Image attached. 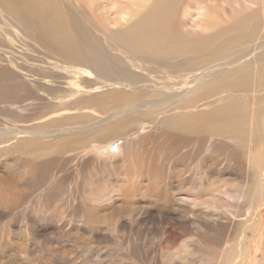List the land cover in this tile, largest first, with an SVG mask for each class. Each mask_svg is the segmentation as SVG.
Returning <instances> with one entry per match:
<instances>
[{
    "label": "bare ground",
    "instance_id": "6f19581e",
    "mask_svg": "<svg viewBox=\"0 0 264 264\" xmlns=\"http://www.w3.org/2000/svg\"><path fill=\"white\" fill-rule=\"evenodd\" d=\"M183 3L184 0H0V32L5 30L12 37L11 40H0V66L15 84L12 91L3 92V95H16L21 103L27 104L24 97L30 92L36 93L35 88L30 87L31 82L51 81L47 75L38 77L19 59V62L10 60L8 49L18 32L26 44L27 53L50 67L56 65L63 72L64 82L78 95L75 101L56 105L43 99L45 104H50L47 111L50 114L40 120L44 121L41 127H35V124H31L33 127L29 124L24 128L21 124V127H9L10 134L2 143V152L14 154L6 153L5 163L18 152L26 155L28 160L40 158L45 163L67 147L74 154V164L77 165L83 159L82 152L88 143L97 139L108 141L110 138L105 134L120 132L121 128H118L126 125L121 132L129 134L139 130L134 138L139 139L137 145L141 147L145 144V137L154 136L150 141L154 149L147 145L149 151H144V148L137 150L135 164L127 171L139 172L146 165L145 157L153 163L155 159L161 160V156L163 160V154L168 153L166 150L174 154L173 164L189 167L191 156L196 158L191 153L206 145H185L186 140L193 143L211 136L215 142L225 140L228 144H237V151L233 152L237 165L241 168V163L247 167L256 164L258 170L254 171V176L262 180V157L253 150L257 145L263 152L262 145L264 147V0H214L210 4L205 1L199 7L204 11H199L194 20L192 12L184 8ZM88 23L93 29L88 28ZM41 47L44 50L37 56L34 51ZM67 54L72 55L61 59ZM34 96L37 97L36 94ZM82 119L86 123L79 126ZM4 125L2 127L8 129ZM58 127L62 129L57 144L42 145L39 137L20 135L25 129L36 128L42 132ZM79 127L84 130H78ZM180 133L184 135L179 136ZM11 143L15 150L6 149L5 146ZM95 146L101 148L97 144ZM187 146L190 148L186 149ZM130 149L124 146V156L128 159ZM248 152L244 159V153ZM215 156L219 154L214 153L210 160ZM221 161L204 165V168H218ZM18 162L16 160L15 164ZM17 169L5 171L7 174L16 173L14 177L0 175V218L5 213L12 216L20 206L23 217L33 221L29 217L30 209L23 202L30 188L21 192L19 184L23 177L36 182L46 178L51 171L34 169L31 173ZM221 169H224L223 166ZM61 172L53 171L50 185L57 180L56 174ZM74 172L67 171L63 180L55 182L50 195L65 202L74 190L78 192L75 201L81 207L82 221L86 224L81 226V230L91 241L107 245L100 256L106 257V260L109 258V262L94 260L95 264H146V256L153 254L151 252L158 253V256L153 255L151 264H195L197 261H200L199 264H213L214 248L207 239H203V244L197 247L198 253L190 250L191 242L184 245L186 251L179 241V236H185L188 233L185 230H190L192 225H205L204 218L207 216L219 218V213L206 210L214 207L215 203L201 198L200 194H196L192 204L179 203L173 189L177 182L186 180L183 177L185 171L180 174V179L162 176V171H157L159 176L154 179L151 189L137 193L136 187L132 191L123 188L114 196L87 193L89 177L74 178ZM252 172L249 171V174ZM97 174L98 171H93V175ZM124 181L127 180L124 178ZM246 185L251 191L245 199L249 219L253 220L254 215L256 220L263 194L259 197L255 179ZM213 189L210 188V191ZM226 189L233 198L241 197L244 192L242 185L215 188L219 193H224ZM42 193L43 190L38 196ZM182 193L190 195L189 192ZM38 204L41 205L42 201ZM198 206L205 209H198ZM39 210L32 211L34 216ZM229 211L235 216L242 212L238 208ZM175 212L182 216L179 230L173 232L175 236L162 234L161 243H155L149 249L144 225L149 221L161 225L169 219L168 225L173 226ZM225 214V219L215 223L222 230L220 239L231 234L237 224V219L227 212ZM136 229L139 231L137 236ZM195 229L190 232H195ZM80 240L76 236L68 239L72 251L79 246ZM175 244L178 246L175 247ZM246 248L243 245L239 249V259ZM59 250L58 256L34 262L26 259V264H90L87 259L71 256L66 245ZM239 264H244V261L240 259Z\"/></svg>",
    "mask_w": 264,
    "mask_h": 264
},
{
    "label": "rangeland",
    "instance_id": "374dc122",
    "mask_svg": "<svg viewBox=\"0 0 264 264\" xmlns=\"http://www.w3.org/2000/svg\"><path fill=\"white\" fill-rule=\"evenodd\" d=\"M205 1L210 4V2L212 3L214 0H191V1L184 0L183 7L186 8L188 11L192 12V18L194 20L195 18H197V13L199 11H204L203 8L199 9V7L202 4H204ZM221 1L226 2L227 0H221ZM255 17L258 18V15H256ZM88 28L93 29V26L90 23H88ZM11 31L15 32L14 29H11ZM18 36H20L19 32L16 36L13 37L14 42L13 41L10 42L11 48L8 49L9 50L8 56L10 57V60H12L13 62H17L19 59L20 62H22L26 67L31 69L32 72L35 73L38 77L47 75L51 81L48 83H44L42 81L31 82L30 87L35 88L36 90L35 94L37 95V97L39 96L42 98L36 99L37 97L34 96L35 94L33 92H30L24 97V103L27 104H23L18 100V97L16 95H7V96L3 95V92L9 93V91H12L14 89L15 84H14V80H12L10 75L8 76L4 74L3 72L4 69L0 66L2 68V69L0 68V72H1L0 73V80H1L0 81L1 83L0 84V175L4 177L5 176L14 177V174L16 173L11 172L12 174L11 173L7 174L5 171H18L17 168H20L21 171H25V172H31L34 171V169H36L35 171H51V172L46 178L38 179L36 182L29 180L27 176L22 178V181L19 184V188L21 192L27 188H30L28 195L23 202H24V206H28V208L30 209L29 217L33 221L29 220L26 217H23L22 214L23 209L20 206H19V210L16 208L13 211L12 216H8L5 213L4 216L0 218V264H26L27 262L26 259L31 260V262L39 260L40 258L47 260V258L50 259L53 258L54 256H58L59 254L57 252L60 251L59 250L60 248L62 250L65 247V245H66V249L70 251L71 256H74L75 258H78L80 260L87 259L90 264H95L94 260L95 262L96 260H100V262H104V261L109 262L108 257H107L108 259L106 260V257L100 256L101 252L104 249H106L107 245L98 244L96 242L91 241L88 235H86L84 231L81 230L82 229L81 226H85L86 224L82 221V211L80 209L81 207L77 205L75 201L78 192L74 190L72 192L73 194L69 195L67 200H65V202L55 200L50 195L52 190H54L53 189L54 185L60 180H63L67 171H75L73 173L74 178L89 177L87 178L89 180L88 183L89 188L86 189L87 193L99 192V194H105V195L112 194L113 196L114 194L118 195V193H120V191L123 188H127L128 190L131 189L132 191L136 187L137 193L138 192L144 193V190L149 189L153 184L154 179L157 176H159L157 174V171H162L161 174L162 176H166V177L167 175L168 176L170 175V177L176 176L179 179H180V174L185 171L183 177L186 178V180L184 182H177L176 188L173 189V192L176 193V197L179 199V203L185 205H187L188 203L192 204L193 203L192 199L197 197L196 194H200L201 198L210 199L212 202L215 203L214 207L207 208L206 210L214 213H219V218L217 219L213 215L207 216L206 218H204L205 225L196 224L194 226L192 225V228L190 230H185V232L188 233L185 234V236H179V241L182 242L183 249H186L184 245L187 246V243L191 242L192 246L189 247L190 250H192L193 253H198L197 247L203 244V239H207L206 241H208L214 248L213 264H239L240 259L244 261V264H264V147L263 145H262L263 152L260 151L257 145L254 146V150H253L255 154L262 157V164L260 167V174H263L262 180L254 176V171L258 170L256 164L247 167L241 163V168L237 165L238 162L236 163L235 155L233 154V152L237 151V146H238L237 144L234 143L228 144L225 140L220 143L215 142V138L211 136L206 137L204 140H199L198 142H193V143L191 141L186 140L185 145L191 146L194 145L195 143L196 144L201 143L202 145H206V147L204 146L201 149H197V151L195 152L193 151L194 153L193 152L191 153V155H194L196 158L193 159V157L191 156V160L190 159L188 160V163H190L189 167L187 165L181 166L180 163L178 164V166L176 164H173L174 154L171 153L170 150H166L168 151V153L165 152L163 154V160L161 156L162 161L159 159H155L153 163L150 158L145 157L144 162L146 163V165L139 172L136 173L134 172V170L127 171L128 168H130L133 164H135L134 155L137 152V150L144 148V151H149L146 148L147 145L150 146L151 150L154 149L153 147L154 145L150 143L152 137L154 138V136L152 135L149 136L148 134H146L148 136L144 138L145 144L141 147L140 144L137 145L139 139L134 138L138 136L139 130L133 131L129 134H124L125 132L124 133L121 132L123 130V127H125L126 125H123V127L121 126L118 128V129L121 128L120 132L119 130L117 131L119 133L114 132L112 134H105L110 138L108 141L101 142L99 139H97L91 143H88L89 145L87 144L88 145V146L86 145L87 148L85 147V151L82 152L83 159L77 165L74 164V160H73L74 154L71 153L67 147L63 149L62 152H56L50 158V160L46 161L45 163L40 158H37L38 160L37 159L28 160L26 158V155L24 156L22 152H18L17 154L11 156L9 161L5 163V160L7 158L6 153H9L10 155L14 154V152H5V153L2 152V143L10 134L9 127H12L13 129L14 125L16 126L19 125V127H21L22 125L23 127L21 128H24L28 124L30 125V127H33L31 126V124L32 125L35 124L36 125L35 127L43 126L44 121H40V120L44 119V116L49 113L47 111H49L50 109V104H45L43 99L45 101H49L52 105H56L61 102H72L78 99V95L71 90V86L67 82H64L65 80L62 78L63 72L56 65L50 67L45 62L41 63L37 59H33L32 56H30L27 53L28 49L26 48V44L23 42L24 40L22 39V35L20 37ZM0 37H1L0 40H6L7 38H9L10 40L12 39V37H10V35L5 30L0 32ZM18 43L20 44V46L18 45ZM43 50L44 49L41 47L39 50L34 52L37 56H39L41 54L40 51ZM68 55H72V54L63 55L61 56V59L64 60V57ZM43 83L45 85H43ZM4 96L6 97L2 98ZM52 111L54 113L53 109ZM96 114H98V112ZM37 115L39 116L38 118ZM82 120L79 126L82 123H86L84 122V119ZM3 124H5L4 127L8 129H4L2 127ZM61 129L62 127L53 128V129L49 128L42 132H38L36 128H32L30 130L25 129L22 131V133H20V135L21 137H31V138L39 137L41 139L42 145H52L58 143L57 139H59L61 136L60 134ZM86 129H91V128H86ZM78 130H84V129L82 127H79ZM116 133L119 135L117 136ZM181 135H184V133H180L179 136ZM96 144L101 146V148L96 147L95 146ZM125 145L131 148L129 152H127V154L129 155V159L124 156L126 154V152L124 151ZM175 145H177V142H175ZM78 146L79 145H75V147ZM121 146L122 148L121 150H119ZM190 146H187L186 149H189ZM5 147L7 150H15L12 147V143L10 145L8 144V146L6 145ZM203 150H206L205 153L203 152ZM188 152L190 154V151ZM206 152H208V156L206 155ZM92 153L94 154V156ZM214 153H218L219 156H215L213 157L212 160H210L211 156H213ZM244 154H245L244 159H246V155H248L249 152L247 154L246 153ZM96 156L97 157L99 156L98 159ZM16 160L19 162L15 164ZM209 160L210 163H218L219 161L222 160L220 164L221 166H223L224 169H221V166H219L218 168L216 167L206 170L204 168V165H210ZM185 167H187V169ZM53 171H63V172H61L60 174H56L55 177L57 178V180H55L54 183L50 185L49 180L52 178ZM93 171H98L97 175H101L102 177L93 175ZM196 171L198 172L196 173ZM249 171H253V172L249 174ZM103 173L106 174L103 175ZM124 178L127 181H124ZM253 179L256 180L257 192L259 197L261 194H263V199L261 201L262 205L260 206L259 216L256 220L254 215H253V220L249 219L248 207L246 205L247 201L245 200L251 192L250 188L246 185V183ZM241 185L242 187H244V192L239 198L236 197L233 198L229 196L228 189H226L224 193H219L217 192V190H215V188L217 187L220 188V187L230 186L231 188H235ZM59 186H57V188H59ZM205 188H207V190L203 192ZM210 188H214V189L210 191ZM41 190H43L42 196H38ZM182 191L187 193L189 192L190 195L188 196L185 193H182ZM202 192L204 193L203 195H201ZM186 196H187L186 198L187 200L182 199V197H186ZM41 201L42 204L41 205L38 204ZM142 204H144V202ZM202 206H206V204H203ZM202 206H198V209H205V207ZM237 208L242 210V212L238 213L237 216H235L229 211V209L235 211ZM35 209L37 210L40 209V210L38 211L37 215L34 216V213L32 211ZM48 212L51 214H49ZM225 212H227L229 215H232L234 219H237V224L235 225L234 227L235 229L232 231L231 234L227 233L229 235H225L224 237L221 236L220 239L219 234H222V230L221 227L215 223L219 220L225 219L226 217ZM15 218L18 221H15L14 220ZM181 218H182L181 214L176 213L173 226L168 225L170 221L169 219H166L163 223H161V225L156 222H151V221L147 222L145 224L146 226L144 225V229L146 236L148 237V241H147L148 248L151 249V247H153L154 246L153 244L155 243H161L160 241L163 240L162 234L164 236L168 234L175 236L173 232H177L179 230L180 227L179 223L182 222ZM46 220L48 222H46ZM47 226L48 228H46ZM194 227L196 228L195 232H190L191 230H193ZM40 230L42 232H40ZM134 232H136L135 235L139 234L138 229H136ZM47 233L50 234L47 235ZM75 236L78 240L80 239L81 240L79 241L80 243L79 246L73 249L72 251L71 249L73 247L69 246L68 239L74 238ZM83 236H85V238H83ZM183 239H186V241H182ZM81 243L83 244V246L85 245V247H83ZM93 245L94 247H91ZM243 245H245L247 248L245 253L239 259L237 255L239 253V249L243 248ZM176 246H178V244H175V247ZM95 251L97 253H95ZM151 253L153 254L148 253V255L146 256V264H149L148 262H150V264L152 263L154 259L153 255L158 256L157 252H151ZM187 254L189 255L188 252ZM199 263L200 261L195 262V264H199Z\"/></svg>",
    "mask_w": 264,
    "mask_h": 264
}]
</instances>
